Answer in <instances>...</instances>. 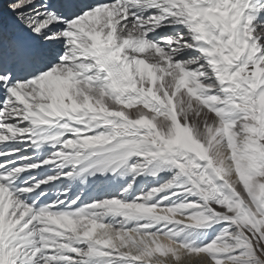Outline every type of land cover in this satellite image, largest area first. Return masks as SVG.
<instances>
[{"label": "snow or ice", "instance_id": "snow-or-ice-1", "mask_svg": "<svg viewBox=\"0 0 264 264\" xmlns=\"http://www.w3.org/2000/svg\"><path fill=\"white\" fill-rule=\"evenodd\" d=\"M0 264H264V0H0Z\"/></svg>", "mask_w": 264, "mask_h": 264}]
</instances>
